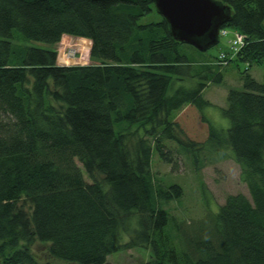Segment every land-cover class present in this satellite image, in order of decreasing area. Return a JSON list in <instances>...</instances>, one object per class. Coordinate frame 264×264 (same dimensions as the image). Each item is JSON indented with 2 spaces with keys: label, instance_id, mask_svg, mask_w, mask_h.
I'll return each instance as SVG.
<instances>
[{
  "label": "trees",
  "instance_id": "1",
  "mask_svg": "<svg viewBox=\"0 0 264 264\" xmlns=\"http://www.w3.org/2000/svg\"><path fill=\"white\" fill-rule=\"evenodd\" d=\"M216 1L230 10L220 30L243 39L215 64L245 65L220 109L225 132L201 97L220 73H194L150 0H0V264H39L35 242L64 264L138 248L144 264H264V76L248 74L264 69V0ZM65 36L89 41L87 65L56 63ZM165 143L192 165L228 151L247 198L227 197L197 225L173 220L166 207L182 191L150 171L153 153L171 164Z\"/></svg>",
  "mask_w": 264,
  "mask_h": 264
},
{
  "label": "rangeland",
  "instance_id": "2",
  "mask_svg": "<svg viewBox=\"0 0 264 264\" xmlns=\"http://www.w3.org/2000/svg\"><path fill=\"white\" fill-rule=\"evenodd\" d=\"M156 20H158V17L152 12L142 18L139 23L155 22ZM230 38L231 34L227 32V36L219 37L218 42L205 51H197L188 45L181 47V51L190 62L194 73L202 75L203 72L199 73V69H206L208 80H211L216 73L221 75V83L219 85L207 83V86L201 92V97L209 104L203 110L204 116L217 131L223 132L228 128V122L221 116L220 109L225 107V97L228 89H242L239 72L245 69V65L235 60L229 62L226 67H219L215 64V58L219 53H228L227 43ZM27 45L45 48V45L41 43ZM78 45L81 44L76 39L64 38L62 44L56 46L58 55L62 52L63 54L66 53V50L68 53L72 48H77L75 59L71 62H64L67 66L87 65L89 63L87 57L88 46L84 49L78 47ZM59 60H63V56ZM248 74L259 83L264 76V69L262 67H251ZM195 83H197V80L194 81ZM190 84H192V81L186 80L180 85L187 87ZM178 85V83H173V88L168 89L167 95H171L173 89ZM175 115L180 120V113L174 112L172 117ZM164 145L166 147L165 152L170 151L171 164H163L153 153L150 171L154 185L164 189L169 185H176L182 191L180 200L170 203L166 207L169 216L173 220L191 225L197 221H202L209 212L213 214L229 196L242 195L247 198L246 188L239 180L238 168L229 158L228 151H223L221 155L202 153L197 163L192 165L187 155L183 154L176 146L170 143ZM194 225H197V223ZM31 253L39 264H64L50 258L47 253V246L39 242L34 243ZM149 259V251L138 248L111 255L107 257L106 264H144Z\"/></svg>",
  "mask_w": 264,
  "mask_h": 264
},
{
  "label": "water",
  "instance_id": "3",
  "mask_svg": "<svg viewBox=\"0 0 264 264\" xmlns=\"http://www.w3.org/2000/svg\"><path fill=\"white\" fill-rule=\"evenodd\" d=\"M177 43L205 51L217 43L219 28L230 10L216 0H150Z\"/></svg>",
  "mask_w": 264,
  "mask_h": 264
},
{
  "label": "built area",
  "instance_id": "4",
  "mask_svg": "<svg viewBox=\"0 0 264 264\" xmlns=\"http://www.w3.org/2000/svg\"><path fill=\"white\" fill-rule=\"evenodd\" d=\"M222 35H224V32H221ZM242 36L241 35H238V34H234L233 35V39L231 40L230 42V49L233 51V52H236L242 45ZM73 57V51H70L68 52L66 55H65V58L66 59H69V58H72ZM222 58V57H220Z\"/></svg>",
  "mask_w": 264,
  "mask_h": 264
}]
</instances>
